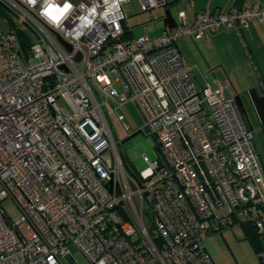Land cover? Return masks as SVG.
Wrapping results in <instances>:
<instances>
[{
	"label": "built area",
	"instance_id": "obj_1",
	"mask_svg": "<svg viewBox=\"0 0 264 264\" xmlns=\"http://www.w3.org/2000/svg\"><path fill=\"white\" fill-rule=\"evenodd\" d=\"M1 1L33 41L26 55L18 32L0 29V264H72L76 253L86 264H215L211 236L241 224L264 235L254 133L234 96L198 86L178 47L264 23V7L224 13L208 0L193 23L180 12L174 28L134 40L132 0H53L73 5L59 23L41 14L45 0ZM139 1L164 23L167 0ZM125 105L157 142V161L139 150L156 177H134L122 157L113 117L130 136Z\"/></svg>",
	"mask_w": 264,
	"mask_h": 264
},
{
	"label": "rangeland",
	"instance_id": "obj_2",
	"mask_svg": "<svg viewBox=\"0 0 264 264\" xmlns=\"http://www.w3.org/2000/svg\"><path fill=\"white\" fill-rule=\"evenodd\" d=\"M174 1L175 0H172L171 2ZM1 3L2 5H0V7L6 14L0 13V29H13L26 36H31L29 26L20 22L19 13L11 9L7 3L3 1H1ZM175 5L176 3H172L170 6L172 7L171 12L176 18L177 10L173 8ZM125 12L128 17V26L133 30L131 37H133L134 40L144 35H157L159 32H163L164 23L162 21L150 23L151 19L143 12L139 0H132ZM162 13V11H157L155 15L161 16ZM201 44L200 41L193 42L191 39H186L179 43L186 64L194 66L195 72L199 74V76L206 75L208 81L212 85L227 90L229 86H231L233 91L241 95L247 115L254 128L253 133L255 136L256 148L264 162V130H261L254 109L247 97V93L253 89V86H250V84L255 80L254 77L249 75L248 60L245 57L241 58L240 55L238 56L234 50L230 53V50L227 48L229 53L226 52L223 46L222 50L220 49L217 53H215L213 47L210 51H205ZM255 85H257V83H255ZM118 113L124 115V122L130 127L131 135L136 134L127 140L131 135L127 136L122 124L117 122L115 117H113L114 127L117 131L119 150L127 166L131 172L144 179L154 176V172L151 170L150 166L144 162L143 155L139 153V150L148 156L152 162L157 161L160 158L157 150V142L152 136H147L145 133L140 132L142 121L131 105L120 107ZM3 208L12 221H17L20 218V210L12 200L5 201L3 203ZM145 220L148 229H153L150 218L146 216ZM205 245L216 264L259 263L255 248L250 238L246 236L241 225L232 226L222 233L211 236L206 241ZM75 259L76 261L72 264H86V258L80 253L75 254Z\"/></svg>",
	"mask_w": 264,
	"mask_h": 264
},
{
	"label": "crops",
	"instance_id": "obj_3",
	"mask_svg": "<svg viewBox=\"0 0 264 264\" xmlns=\"http://www.w3.org/2000/svg\"><path fill=\"white\" fill-rule=\"evenodd\" d=\"M167 1H168V7L166 10H170V12L172 10V7L170 5L172 3H176L175 7H173L177 10L176 18L173 16L171 12L175 22L178 20V14L180 12H185L188 21L190 23H193L195 21L197 13L203 11L208 5V0H175L174 2H171L172 0H167ZM254 5H259L264 7V0H213L212 1V9L220 10L221 12L224 13H227L237 8H247V7H252ZM186 39H191L193 42L200 41L202 43L201 46L204 48L205 51H210L211 48L213 47L215 49V53H217L218 51H220V49L222 50V46H223L225 47L226 52L230 50L229 52L232 53V51L234 50V52L238 56L240 55L241 58L245 57L249 63L248 66L249 75L251 77H254L255 79L252 81L250 86H253V89H257L261 95H264V23H260L258 21H251L249 22L247 27H242L240 29V33L233 28H221L218 31L211 33L208 37H205L200 40H193L190 37L189 38L185 37L181 41H184ZM178 47L184 59L179 44ZM185 65L192 69L193 77L199 87H204L207 84H210L216 91H219L225 97H231V96L236 97L238 95L241 96L236 91H233L231 86H229L227 90L212 85L208 81L206 75L199 76V74L195 72L194 66L188 65L186 64V62ZM255 83H257V85H255ZM247 97H248V93H247Z\"/></svg>",
	"mask_w": 264,
	"mask_h": 264
},
{
	"label": "water",
	"instance_id": "obj_4",
	"mask_svg": "<svg viewBox=\"0 0 264 264\" xmlns=\"http://www.w3.org/2000/svg\"><path fill=\"white\" fill-rule=\"evenodd\" d=\"M164 24L170 26L171 28H174L176 25V22L170 12V10H166V19L164 20ZM236 101L239 105V108L241 110V113L246 121V124L248 126V128L251 131H254V128L249 120V117L247 115L246 109L244 107L243 101L241 96H236ZM248 98L249 101L254 109V112L256 114V117L258 119V122L260 124V127L262 130H264V95H261L257 89H252L248 92ZM134 135H131L129 138H127V140H129L130 138H132Z\"/></svg>",
	"mask_w": 264,
	"mask_h": 264
},
{
	"label": "trees",
	"instance_id": "obj_5",
	"mask_svg": "<svg viewBox=\"0 0 264 264\" xmlns=\"http://www.w3.org/2000/svg\"><path fill=\"white\" fill-rule=\"evenodd\" d=\"M0 5H2L1 1H0ZM0 13L6 14V13H4L3 9H1V7H0ZM17 32H18L19 40L21 42L22 50L27 55L29 53V50L31 48V44H32L33 40L30 36H26L23 33H19V31H17ZM157 150H158V147H157ZM158 152H159V150H158ZM263 165H264V162H263ZM129 171H130L131 175H133L134 177H139V178L141 177V176L136 175L133 172H131L130 169H129ZM149 216H150V214H149ZM241 226L243 227V229L246 233V236L250 238V240H251V242L255 248V251L257 253V256L259 258L260 253L264 252V235L260 234L252 225L241 224ZM153 229H148V230L150 232V235H151L155 245L158 246L160 244V241H159V239L154 237Z\"/></svg>",
	"mask_w": 264,
	"mask_h": 264
},
{
	"label": "clouds",
	"instance_id": "obj_6",
	"mask_svg": "<svg viewBox=\"0 0 264 264\" xmlns=\"http://www.w3.org/2000/svg\"><path fill=\"white\" fill-rule=\"evenodd\" d=\"M26 2L29 4V6L34 7L37 3V0H26ZM47 7L42 10V15L46 18H49L50 21L54 23H59L61 19L65 16L66 13L73 7L71 3L65 2L63 7L55 6L53 3V0H45ZM95 12V9L92 10V13ZM87 22V24L91 25L92 20L87 19V17L84 18ZM51 259V258H50ZM51 264H55V261L52 260ZM103 264V262H102Z\"/></svg>",
	"mask_w": 264,
	"mask_h": 264
}]
</instances>
